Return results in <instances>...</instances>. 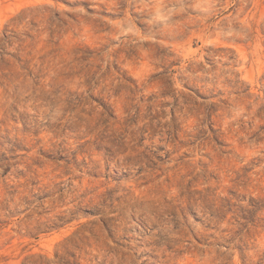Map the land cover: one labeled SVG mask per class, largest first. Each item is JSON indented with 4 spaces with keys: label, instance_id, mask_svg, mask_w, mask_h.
<instances>
[{
    "label": "rangeland",
    "instance_id": "374dc122",
    "mask_svg": "<svg viewBox=\"0 0 264 264\" xmlns=\"http://www.w3.org/2000/svg\"><path fill=\"white\" fill-rule=\"evenodd\" d=\"M53 111L123 112L135 177L75 169L83 202L45 198L75 167ZM181 186L226 193L195 235L165 208ZM261 233L264 0H0V264H243Z\"/></svg>",
    "mask_w": 264,
    "mask_h": 264
},
{
    "label": "clouds",
    "instance_id": "9594fccd",
    "mask_svg": "<svg viewBox=\"0 0 264 264\" xmlns=\"http://www.w3.org/2000/svg\"><path fill=\"white\" fill-rule=\"evenodd\" d=\"M51 115L55 121L61 124H76L78 132H73L75 142L72 138L65 137L67 139L65 145L67 150L62 152L66 160L75 166L70 169L69 175L66 177L70 183L68 185H58L54 190H44L45 198L48 196L55 197L59 193L63 209H71L76 204L83 202L88 193L85 192V183L81 180L80 173L76 172L75 169H80L81 172L87 171L92 175H99L101 178L108 176L112 180L121 182L135 177V170L139 167L137 161L142 149L135 148V139L138 135L136 128L125 131V115L123 112L118 113L119 121L113 120L110 125L103 123V118L100 117L99 112L94 114L91 119L83 117L80 121L75 119L76 114L74 113L69 114L63 120L60 119V115L56 111H53ZM41 138L43 139V137ZM87 141H91V143H87ZM156 142L159 143L160 141ZM145 143H151V139ZM81 144L84 147H79ZM45 183L48 182L45 181ZM204 187H207V185ZM178 191L183 193V196L177 195L171 198V203L165 205V208L182 212L183 223L192 229L193 235L196 234L194 225L205 223L204 214L211 212L214 215H221L218 198L226 194L223 189L216 195H209L204 192L203 188H200L199 191L193 189L190 192H185L181 186ZM177 205L180 207L177 208ZM99 212V209H94L92 214H98ZM155 222L156 220L153 219L152 223ZM217 227L219 230L217 235H219L220 231L224 228H231L232 225L225 222L218 224ZM259 239L258 248H250L247 243L241 241L243 264H255L257 259L260 260V264H264V233L260 234ZM231 255L233 259L230 264H241V259L237 258L235 253H231Z\"/></svg>",
    "mask_w": 264,
    "mask_h": 264
}]
</instances>
